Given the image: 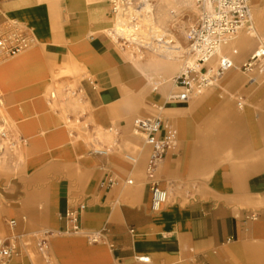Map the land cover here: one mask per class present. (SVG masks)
Segmentation results:
<instances>
[{"label": "crops", "instance_id": "0c3cea01", "mask_svg": "<svg viewBox=\"0 0 264 264\" xmlns=\"http://www.w3.org/2000/svg\"><path fill=\"white\" fill-rule=\"evenodd\" d=\"M27 1L0 0V9ZM105 5L63 0L24 5L17 11L18 20L32 29L30 34L26 28L37 46L0 64V87L8 104L22 105L10 107L19 125L13 135L27 153L25 168L34 173L21 177L20 193H6L0 208V245L13 244L19 252L8 264H264V84L258 86L255 78L245 83L241 75L225 72L195 101L172 108L174 118L168 120L177 144L156 171L161 177L156 181L168 191L170 201L160 210L152 208L151 188L137 187L133 178L121 182L102 174L108 153L98 154L95 148L88 157L80 155L86 152L82 138L100 136L103 129L119 149L138 142L127 118L114 119L110 113V106L118 105L124 115L121 88L114 87L109 76L113 64L107 51L113 41L102 32L107 21L92 20L89 13ZM6 21L20 23L0 14V24ZM71 58L97 79L81 71L79 76L53 78L69 68ZM72 82H77L75 95L84 110L69 113L72 122L82 125L69 130L57 126L61 108L49 109L55 100L45 93ZM236 92H243L245 103L260 105L261 110L236 111ZM1 122L6 124L2 118ZM3 128V141L10 136L8 145L15 146L17 139ZM59 149L73 152L74 160L49 155ZM109 178L115 184L109 185ZM241 200L246 207L237 206ZM79 204H85L79 211L81 227L101 232L99 242L65 232L66 209ZM7 216L21 217L5 218L9 234L2 224ZM3 231L7 235L1 239Z\"/></svg>", "mask_w": 264, "mask_h": 264}, {"label": "bare ground", "instance_id": "6f19581e", "mask_svg": "<svg viewBox=\"0 0 264 264\" xmlns=\"http://www.w3.org/2000/svg\"><path fill=\"white\" fill-rule=\"evenodd\" d=\"M61 1L63 0H28L25 4L20 6H10L7 10L11 15L17 17V11L24 5L31 6L33 4L44 2H48L51 5L53 2L60 3ZM100 1L107 2V0H84L86 5ZM78 2L79 0H72V3ZM117 5V13L115 15L111 16L109 5L106 4L105 7L98 11L93 9L89 10L90 18L92 20H106L108 25L104 27L102 31H108L114 38H128L136 50L145 47L149 51L146 59L136 57L134 55V49L125 51L123 58L130 62V67L133 71L132 76L137 80H142V89L144 91L146 90L145 93L147 95H150L152 85L167 82V78L170 76L171 72L180 68V60L185 51V46L176 35V31L181 29V25H178V22H176V17L182 13L180 12L181 4L176 3L175 0H118ZM261 11L262 8L255 9V22H253L255 23V26L248 27L247 31L239 32L231 38V42L228 41L226 44H223L219 51V56L222 51L230 50L231 46L237 47L235 49L237 50V53L239 50H241L242 53H245L253 46L254 37L258 35V27H260L259 17ZM253 19L254 15L252 13L251 21H253ZM181 31L183 33L186 32V34L188 33V31H185L184 29H181ZM261 41L262 42L254 52V54L258 56V60L264 59V38H261ZM229 56L234 60L236 66V60H238L237 57L235 55ZM194 62V58H191L188 61V64H193ZM70 64L71 65L68 69L55 73L53 78L70 75L79 76L80 71L89 75L87 67L81 66V64L75 62L72 58ZM115 70L111 71L110 74L111 80L116 86L120 81ZM76 84L77 82H72L68 87L60 86L49 87L46 89L47 92L45 95L54 98L55 100L54 105L48 106L49 109L55 107L61 108V115L57 119L58 127H69V123L72 122L68 117L69 113H79L84 110V105L81 103L80 96L74 94ZM123 84L124 85L120 87V91H122L121 105L124 110V115L120 114L118 105H112L110 106V113L114 119L120 118V115L125 116L127 119L131 118L133 114L139 111L142 104V101L133 103L130 100V96L134 93L135 87L126 83ZM167 87L169 86L166 85L164 90H166ZM113 90L115 91L116 89L113 88ZM3 111V108L0 107V113ZM11 126L18 133L19 125L12 118ZM100 133V136L107 141L114 138L109 134L110 132L104 129L101 130ZM15 137L17 139L15 146L3 145L1 148L2 150H0V168H7L9 166L15 171L25 168L27 153L21 146L18 135ZM135 137H139L137 132L135 133ZM98 149L101 148H97L96 150ZM145 153V149L141 148V150L137 152L138 155H127L128 157H134L137 161L132 164L130 172L132 175L131 178H133L134 181L141 177V164L145 158ZM84 154V152L80 154L82 158L85 157ZM9 159H13V162L10 164L8 162ZM137 185V187H140L139 181H137ZM143 258L149 261V257L144 256Z\"/></svg>", "mask_w": 264, "mask_h": 264}, {"label": "rangeland", "instance_id": "374dc122", "mask_svg": "<svg viewBox=\"0 0 264 264\" xmlns=\"http://www.w3.org/2000/svg\"><path fill=\"white\" fill-rule=\"evenodd\" d=\"M252 1V13L254 15V19L253 21H250L249 23H247V25L241 29L239 32L241 31H247L248 27L250 26H255V9H259L262 8V11L260 12V17H259V26L258 27V35L256 37H254V42H253V46L247 50L245 53H242L241 50L238 51V53L234 54L233 51L237 48L236 46H231L230 50L228 51H222V53L220 54V57L223 55H235L237 57L238 60H236V67L237 68H233L228 70L226 73L228 72H234L235 74H239L244 78V82H248L249 80L255 78L256 79V84L259 85H263L264 84V59H260L256 62L253 63L252 67L248 70H246L245 68H243L244 63L250 62V58L251 56L254 54L255 50L258 48L259 44L262 42L261 38H264V0H251ZM176 3L181 4V8H180V12H182L180 15H178L177 21L178 25H181V29H184L185 31H188V29L193 26L199 17L200 14V9L198 7V4L196 2V0H175ZM106 4L109 5V12L112 15H115L117 12L114 11V4L112 1L107 0ZM124 4V3H123ZM5 14L9 19L12 20H17L20 23H23L25 25V27L28 29V32L31 34L32 33V29L25 23L22 22L20 20H18L17 17L11 15L8 10L5 8V6L2 7V9H0V14ZM181 29H178L176 31V35L179 38V40L182 42V44L185 46V51L183 52L182 56H181V60H180V68L172 71L170 76L167 78V82L165 83H161L158 85H152L151 86V93L150 95L146 94L145 91L142 89V80H137L135 77L132 76L133 71L131 70L130 67V62L124 60L123 58V54L125 53V51H128L130 49H134V55L136 57H141L142 59H146L147 55L149 54V51L145 48V47H141L140 50H136L134 45L131 43V41L128 38H122V37H118V38H114L113 35L111 33H109L108 31H102V32H106L109 37L112 39L113 43L112 45L109 47L108 51H107V59L109 61V64H113V68H111L109 70V76H111L110 72L115 70L118 79H119V83H117L116 85L121 87L122 85H124L123 83H126L128 85H132L133 87H135V91L134 93H132V95L130 96V100L133 103H137V101H142V104L140 106V109L137 113L133 114L131 118L127 119L126 121L128 122V129L130 130V132L135 136V129H134V120L139 117V116H149V115H158V114H162L163 116L170 118L171 121H173V114L171 113L172 108L176 107L177 105H187L190 102L186 103V102H170L167 99V96L169 95L170 92L176 90V86L174 84V78L179 75L183 68L187 65L188 61L191 58H194L192 56V54L190 53L189 50V43H188V39H187V34L186 32L183 33L181 31ZM101 32V33H102ZM238 32V33H239ZM237 33V34H238ZM236 34V35H237ZM231 42V41H230ZM229 42V43H230ZM37 46V42L36 40H34L33 44L31 47H29L28 49H26L24 52H28L29 50H32L33 48H35ZM23 52V53H24ZM219 56H216L212 59V61L207 65L208 67H218L219 64ZM253 69V70H251ZM245 72V73H244ZM88 78H91L93 81L97 79V77H95L94 75L89 74L87 76ZM111 79V78H110ZM219 79H217L216 82H214L211 86L216 85V83H219ZM112 84L113 81H112ZM255 84V85H256ZM168 85L169 87H167L166 90H164V87ZM210 86V87H211ZM97 89H99V85H96ZM111 86H109L110 89ZM115 87V85H114ZM209 88V87H208ZM204 89L202 92L195 94L192 99L191 102L195 101L199 96H201L202 94H204L205 92H207V89ZM78 89L75 88L74 89V94H76V92ZM79 93V92H78ZM242 94L243 92H236L232 94V97L234 99V101L236 102L235 104V110L236 111H240V112H246L249 109L250 110H257L260 111V105H256V104H250V103H245L244 99L242 98ZM79 95V94H78ZM0 96L3 97V104L0 103V107L3 108V112L0 113V130L3 127H6L7 129H10L13 135V131L14 129L11 126V116H10V112H11V106L12 107H20L22 106L20 103H16V104H8L6 102V98H5V92L4 90L0 87ZM161 97V98H159ZM63 99V98H62ZM116 99H114L115 101ZM244 102V108L240 109L238 106V102ZM239 102V103H240ZM123 108V107H122ZM161 108V109H160ZM121 109V107H120ZM1 118L3 120H5L6 124L2 125L1 122ZM8 119V120H7ZM69 127H67V129L69 130H73V129H81V124H79L77 121L71 122L69 123ZM139 134V133H138ZM11 137L9 136V138L5 141H2L4 146L12 145L11 141L9 140ZM13 139H16V137L13 135L12 136ZM138 142L133 141L132 143L128 144V148L126 149H119L117 148V143L115 141V138H113L110 141L104 140L101 136L99 135H87L85 137L82 138V142H84L86 144V152H85V157H88L90 155V151L93 149H97V148H101V149H105L107 150L108 154L105 157V159L108 160V165L105 167V169L103 170L102 174L105 173H110L118 178H120L121 182H125L128 178H131V168H132V164L134 163L133 161H131L127 155H136L138 151L141 150V148L145 149V158L143 159V162L141 164V177H139V184L140 187L141 186H146L148 189L150 188V183L151 180L149 179L146 169H147V164L149 161V157H150V152L151 149L150 147L146 146L144 140L142 139V137L139 135V137H137ZM134 151V152H133ZM136 152V153H135ZM49 155L52 157H54L55 160H60V161H64V160H74L73 157V152H67V151H61L59 149V151L55 152V153H49ZM9 164L13 162V159H9L8 160ZM32 168H24L22 170H13L11 169L9 166L7 168H0V208L1 206L3 207V204L5 203V194L7 193H16L19 194V190H18V183L20 182L19 180L21 179L22 176H30L32 175L34 172H31ZM155 178H161L158 176V174H155ZM75 200H79L78 198H75ZM7 201V200H6ZM170 201L168 200V202L166 204H168ZM237 206L240 208H244L246 207V205L244 204V202L241 201H236ZM2 224L5 227V231H7V233H10L9 227H8V223L5 222V218H8V221L11 219H17V220H21V217H14V216H7V217H2ZM6 232H2L1 234V239L4 238L6 236ZM14 243V242H13ZM33 247V246H32ZM29 247L27 252L29 253V255L34 258V254H33V248Z\"/></svg>", "mask_w": 264, "mask_h": 264}, {"label": "built area", "instance_id": "2783aa9c", "mask_svg": "<svg viewBox=\"0 0 264 264\" xmlns=\"http://www.w3.org/2000/svg\"><path fill=\"white\" fill-rule=\"evenodd\" d=\"M111 1L114 4V11L117 12L118 0ZM196 2L200 14L197 22L188 29L187 33L189 50L195 62L187 63L182 72L174 78L177 89L167 96L170 102L191 100L195 94L202 92L225 72L236 67L231 56L220 57L219 51L222 45L230 41L252 18L251 0H196ZM31 45L32 39L24 25L14 21L0 24V64L28 49ZM233 53H237V50ZM216 56L220 57L218 67H208L207 65ZM258 59L256 54L252 55L251 61L244 63L243 68L250 69ZM241 105L240 102L239 106ZM134 129L151 149L146 172L151 180L152 208L160 210L168 201V191L159 185L155 174L166 155L176 147L177 141L170 131L168 118L162 114L137 117L134 120ZM5 136V130L2 128L0 130V150L4 145L2 137ZM95 152L102 155L108 153L105 149H98ZM128 158L136 162L134 157ZM115 182L114 178H109L107 181L109 185ZM132 182L133 180H129V183ZM84 208L85 204H79L78 206L70 205L66 209L65 232L86 234L92 242H99L103 237L101 232H86L80 225L79 211ZM10 225L15 227L16 221L12 220ZM18 253L17 247L13 244L0 245V264H8L9 259Z\"/></svg>", "mask_w": 264, "mask_h": 264}]
</instances>
